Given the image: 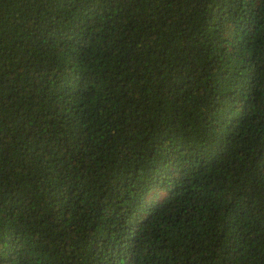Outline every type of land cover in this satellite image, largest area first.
Wrapping results in <instances>:
<instances>
[{"label": "trees", "instance_id": "1", "mask_svg": "<svg viewBox=\"0 0 264 264\" xmlns=\"http://www.w3.org/2000/svg\"><path fill=\"white\" fill-rule=\"evenodd\" d=\"M0 264H264V0H0Z\"/></svg>", "mask_w": 264, "mask_h": 264}]
</instances>
